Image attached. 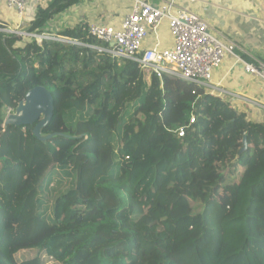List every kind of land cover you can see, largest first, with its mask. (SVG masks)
Masks as SVG:
<instances>
[{"label":"trees","instance_id":"trees-1","mask_svg":"<svg viewBox=\"0 0 264 264\" xmlns=\"http://www.w3.org/2000/svg\"><path fill=\"white\" fill-rule=\"evenodd\" d=\"M80 1L50 0L28 32ZM87 30L58 33L87 46L0 34V264H179L176 243L196 226L214 259L264 256V122L89 47L106 45ZM39 85L55 104L44 132L70 136L4 126Z\"/></svg>","mask_w":264,"mask_h":264},{"label":"built area","instance_id":"built-area-1","mask_svg":"<svg viewBox=\"0 0 264 264\" xmlns=\"http://www.w3.org/2000/svg\"><path fill=\"white\" fill-rule=\"evenodd\" d=\"M43 0H6L9 8L17 11L19 17H26L28 9L36 11ZM35 13V12H34ZM166 21L173 38V45L165 48L158 45L143 48L147 37L158 30ZM28 27L12 29L0 23V34L15 33L27 39L35 38L87 46L86 44L61 34L28 32ZM87 33L106 46H89L117 59L138 62L148 72H155L160 78L164 74L194 82L203 87L212 81L213 71L228 55H237L242 47L227 38L213 23L208 22L189 7L181 6L179 0H161L153 4L147 0H133L131 11L119 27L101 22L88 24ZM248 73L264 76V62L253 58L243 61ZM207 92V91H206ZM14 109H10L9 113ZM7 114V115H8ZM194 121V119H193ZM184 135L181 128L179 136Z\"/></svg>","mask_w":264,"mask_h":264},{"label":"crops","instance_id":"crops-1","mask_svg":"<svg viewBox=\"0 0 264 264\" xmlns=\"http://www.w3.org/2000/svg\"><path fill=\"white\" fill-rule=\"evenodd\" d=\"M50 0H43L38 8H46ZM82 0L53 19H65L64 27H74L81 22H101L119 27L130 13L133 0ZM159 4L161 0H147ZM210 23H213L229 39L242 48L235 55H228L213 71L212 81L206 91L244 112L253 122H264V76L248 73L243 61L257 58L264 62V0H179ZM36 9V11H37ZM34 11V12H36ZM32 8L26 17H19L16 10L0 0V23L12 29L26 28L31 24ZM52 19V18H51ZM55 21V20H54ZM58 24H63L62 21ZM63 27V28H64ZM53 29L50 28V30ZM62 29V28H61ZM47 32L49 30L47 29ZM173 45L168 23L164 21L144 42L143 48Z\"/></svg>","mask_w":264,"mask_h":264},{"label":"water","instance_id":"water-1","mask_svg":"<svg viewBox=\"0 0 264 264\" xmlns=\"http://www.w3.org/2000/svg\"><path fill=\"white\" fill-rule=\"evenodd\" d=\"M55 111L54 98L51 91L45 86L39 85L30 89L13 112L8 114L4 126H33V134L42 142L61 136H70L69 133H45L44 129L49 125ZM244 148L247 141L244 138Z\"/></svg>","mask_w":264,"mask_h":264},{"label":"rangeland","instance_id":"rangeland-1","mask_svg":"<svg viewBox=\"0 0 264 264\" xmlns=\"http://www.w3.org/2000/svg\"><path fill=\"white\" fill-rule=\"evenodd\" d=\"M104 1L107 3L106 0ZM32 12L34 15V11ZM61 21L63 24H58V22L60 23ZM65 25H66L65 19L63 18V16H60V19L57 21L56 19L53 18L50 19L47 29L49 30V33L58 34L60 29L63 28ZM52 27L53 29L50 30V28ZM73 104L74 103L70 101L69 104L64 105L60 109L71 107L73 106ZM227 193H228L227 191L223 192L221 197L223 196L228 197ZM199 232H200V227L196 226L188 234L178 239L172 257L174 261L178 262L179 264H231L232 263V259L217 260L214 259L208 253L200 251L198 248H196L194 244V239L199 234ZM245 251L247 255V264H264V256L262 253L259 254L260 257H258L257 253L254 252V250H252L249 246L246 247ZM0 255L3 257L1 253Z\"/></svg>","mask_w":264,"mask_h":264}]
</instances>
